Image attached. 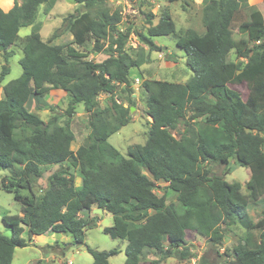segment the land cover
<instances>
[{
  "label": "trees",
  "instance_id": "1",
  "mask_svg": "<svg viewBox=\"0 0 264 264\" xmlns=\"http://www.w3.org/2000/svg\"><path fill=\"white\" fill-rule=\"evenodd\" d=\"M48 1L21 0L9 12L0 7V51L6 62L12 48L20 46V30L33 29L21 45L22 75L4 86L0 100V171L7 172L0 189L13 190L23 207L22 215L3 217L11 236L0 232V264H12L17 248L31 246L25 233L30 238L69 235L72 242L65 247L84 246L92 264H110L118 249L97 251L86 243L87 230L98 227L97 217L86 215L93 207L113 216V225L103 233L126 242L124 264H140L145 251L158 254L161 261H184L189 233H200L218 250L236 225L247 232L259 230V235L255 243L252 235L240 239L231 255L224 254L223 264H264V210L257 221L248 211L264 197L262 12L248 0H208L202 9L204 31L189 28L176 39L192 75L184 83L143 81L152 122L146 142L130 146L123 155L109 142L132 122L131 107L115 98L117 89L132 86L130 70L140 69L152 53L163 50L154 39L176 36V23L163 10L157 24L156 15L147 16L146 33L131 28L121 32L122 16L107 8V0H72L87 11L64 18L63 26L44 41L36 22ZM65 32L72 42L56 45ZM132 34L147 47L146 56L129 52ZM88 44L92 49L86 52L74 47ZM92 54L107 57L95 62ZM167 60L175 58L168 55ZM216 69H224L229 84H246L247 98L223 84ZM9 73L6 64L0 83ZM56 90L69 99L64 112L51 108L44 121L27 110L31 96L45 98ZM102 95L110 100L105 107L99 102ZM80 105L89 133L73 150L72 122ZM180 126L183 132L177 138L173 132ZM231 160L249 170L248 194L213 171L227 169ZM47 167L58 168L36 194ZM158 183L166 184L162 196L155 192ZM170 193L176 202H168Z\"/></svg>",
  "mask_w": 264,
  "mask_h": 264
},
{
  "label": "rangeland",
  "instance_id": "2",
  "mask_svg": "<svg viewBox=\"0 0 264 264\" xmlns=\"http://www.w3.org/2000/svg\"><path fill=\"white\" fill-rule=\"evenodd\" d=\"M17 2L21 3V0ZM107 4V8L111 12L118 11L121 14L122 20L118 25V29L121 32L131 28L134 32L146 33L148 28L146 22L147 16L149 14L156 15L154 23L157 24L161 12L163 10H168L172 19L176 23L178 33L174 37L168 36L155 38L154 40L156 44L163 47V50L152 53L150 55L151 61L144 63L140 69L130 70V78L132 82L131 87L127 88L123 85L117 89L115 95L117 102L124 104L126 107L134 108V110L131 111L132 122L109 139V142L125 155L130 146L136 144L143 145L147 140L149 129L148 122H151V119L146 113V97L142 89L143 81L145 79H156L184 83L192 75V72L186 65L184 52L176 46V39L189 28L195 29L201 33L204 31L202 9L207 3L202 0H107ZM248 4L260 10L264 15V0H248ZM48 5H50V11H47ZM86 11L87 10L84 7L76 4L72 0H49L47 4L41 6L36 22L42 26L40 34L44 38H49L57 29L63 26L64 18L72 14L78 15ZM244 12H247L246 8L244 9ZM32 31V27L23 28L20 32V36L22 38L26 37L30 35ZM234 34L235 38L239 37L237 31H235ZM70 40H72L71 34L65 32L56 42L59 44H68L71 42ZM75 48L81 52H86L92 49V44H88L85 49L76 45ZM127 48L129 52L136 57L139 54H144V56L148 54L147 47L139 42L136 34L131 35ZM12 52L13 54L6 62L3 58V51H0V75L4 65L7 64L10 68L9 75H7L0 83L2 86H6L11 81L18 79L23 72V68L20 64V60L23 56L22 51L18 47H14ZM168 55L173 56L175 60H167ZM93 56L94 58L90 57V59H93L95 62H101L107 57L105 54H93ZM230 59H233V55H231ZM214 74L219 77V80L223 84H226L229 88L236 91L242 99L245 100L247 98L249 91L246 84H229L224 69H216L214 70ZM47 101L50 103L53 102V105L48 104V107L41 108L33 107L34 112H37L44 121H47L51 116V108H55V110L59 112H64L68 106L69 99L66 94L53 91L48 96ZM56 102L59 104L56 105ZM99 102L102 107H105L110 103V100L108 96L102 95ZM33 103L34 102H31V104ZM87 118L88 116L84 110V106L80 105L72 122V129L76 136L72 149H77L85 142L89 133L87 129ZM182 132L183 126H180L173 132V134L179 138ZM57 168L58 167H47L45 169V173L35 189L36 194H39L41 190L46 188L48 178L57 170ZM213 171L217 174L223 175L225 180L229 183H239L242 187L243 194L249 193L247 182L250 177V172L248 169L239 166L235 160L230 161L227 169H224V167H214ZM6 174L7 172L0 171V186L2 178L6 176ZM165 186V183L157 184L155 192L158 196H162V188ZM23 193L26 194L27 192L23 191ZM168 202H176L175 194L170 193ZM22 209V205L15 200L13 190L0 189L1 233L6 236H11V230L8 229V226L3 221V217L22 215ZM263 210L264 197H262L258 203L251 205L248 211L252 220L257 221ZM92 215L97 216L99 225L96 228L87 230L86 243L97 251H109L112 249H118L120 251V249H122V253L113 257L111 263L123 264L126 259L124 242L113 240L103 233L104 228L113 225V216L98 208L93 209ZM249 235H252V241L254 242L258 238L259 230L247 232L239 225L232 226L225 234L222 247L216 250L200 233H189L187 242L190 251L184 261H178L175 258L161 261L158 254L147 251L142 260V264H223L224 254L231 255L234 246L238 244L239 240L248 237ZM51 236L52 235H44L34 239L33 237L30 238L29 235L25 233L23 237L28 239L29 243H31V241H36L35 245L29 248H17L14 253L12 264H38L39 261H44V259L51 261L50 264H60L59 259L65 260L64 262L72 260L74 261V264L93 263V257L87 252L84 246H70V248L66 250L65 259L59 253H53V251L56 250L51 251V249H49V245L53 246L55 244V241L52 240ZM54 237L56 240L62 242L70 240V237L64 234H56ZM60 247L63 248L64 246L60 244ZM51 256L57 257L58 260L56 262L51 260ZM41 264H45V262Z\"/></svg>",
  "mask_w": 264,
  "mask_h": 264
},
{
  "label": "crops",
  "instance_id": "3",
  "mask_svg": "<svg viewBox=\"0 0 264 264\" xmlns=\"http://www.w3.org/2000/svg\"><path fill=\"white\" fill-rule=\"evenodd\" d=\"M17 1H19V0H0V7L2 8V10L4 11V12H9L12 8H13V6H14V4H15V2H17ZM202 1H204L205 3H207L208 2V0H202ZM40 13V12H39ZM39 16V15H38ZM38 19V18H37ZM22 30V29H21ZM21 30H20V32H21ZM20 32H19V47L18 46H14L15 48L16 47H18L20 50H21V45L24 43V40H25V38L27 37H21L20 36ZM29 36V35H28ZM41 37H42V39L44 40V41H47L48 40V37H46V38H44L42 35H41ZM72 40H73V37H72ZM72 40H70L71 42H72ZM154 42H155V40H154ZM156 43V42H155ZM57 44H59V43H56V45ZM13 47V48H14ZM74 47H75V45H74ZM13 48H12V50H13ZM22 51V50H21ZM23 54V53H22ZM23 57V56H22ZM91 58H94V56H93V54L90 56ZM106 59V58H105ZM188 80V79H187ZM3 88H4V86H2V85H0V100L2 99L1 97H3L4 96V94H3ZM56 93H60V92H62V93H64L63 91H60L59 92V90H56L55 91ZM65 94V93H64ZM134 97H135V95H134ZM47 99H48V96L47 97H45V98H40V97H35V96H31L30 97V99H29V101H28V103H27V105H26V108H27V110L29 111V112H32V113H35V114H37V115H39L37 112H34V110H33V107H35V108H41V107H48L49 105L48 104H52V103H50V102H48L47 101ZM31 102H34L33 104H31ZM59 104V103H58ZM57 104V102H56V105H58ZM53 105V104H52ZM37 110V109H36ZM151 119V118H150ZM151 122H152V119H151ZM123 129V128H122ZM73 150H76V149H73ZM82 184V180L80 179V178H77L76 179V185L77 186H80ZM94 208H96V207H93L92 208V210L89 212V213H87L88 215H90L91 217H97V216H94V215H92V212H93V209ZM86 214V215H87ZM99 222H100V220H99ZM98 225H99V223H98ZM47 235H52L51 236V238H52V240L53 241H55V244L53 245V246H50L49 245V249H51V251L52 250H56V251H53V253H59L60 255H62V257L65 259L66 258V250H68L69 248H70V246L71 245H68L67 247H65L64 245H66V244H70L71 242H72V238L69 236V235H67V236H69L70 237V240L69 241H64V242H62V241H58V240H56L55 239V237H54V235H56V234H52V233H49V234H47ZM57 235H59V234H57ZM64 235H66V234H64ZM34 239H37V237H34ZM35 242L36 241H33V242H31L30 244H31V246H34L35 245ZM123 242V241H122ZM60 244H62L64 247L63 248H61L60 247ZM31 246H29V247H31ZM48 246V245H47ZM29 247H27V248H29ZM72 247H74V246H72ZM42 248V247H41ZM57 248V249H56ZM124 248H126V242H124ZM147 251H145V253H146ZM122 253V249H120V254ZM115 257V256H114ZM113 258V257H112ZM112 258H110V264H112L111 263V261H112ZM51 260H54L55 262L58 260V258L57 257H52L51 256ZM143 260V259H142ZM142 260H141V263L140 264H142ZM65 260H61V259H59V263L60 264H74V261H72V260H70V261H68V262H64ZM43 262H45V264H50V262L51 261H49L48 259H44V261H39V264H41V263H43ZM125 262V261H124ZM89 264V263H88ZM124 264V263H123Z\"/></svg>",
  "mask_w": 264,
  "mask_h": 264
},
{
  "label": "water",
  "instance_id": "4",
  "mask_svg": "<svg viewBox=\"0 0 264 264\" xmlns=\"http://www.w3.org/2000/svg\"><path fill=\"white\" fill-rule=\"evenodd\" d=\"M4 53V52H3ZM134 110V108H131V111H133ZM32 237H33V235H32ZM32 242V241H31ZM75 247H78V245H74Z\"/></svg>",
  "mask_w": 264,
  "mask_h": 264
},
{
  "label": "built area",
  "instance_id": "5",
  "mask_svg": "<svg viewBox=\"0 0 264 264\" xmlns=\"http://www.w3.org/2000/svg\"><path fill=\"white\" fill-rule=\"evenodd\" d=\"M139 81V80H138Z\"/></svg>",
  "mask_w": 264,
  "mask_h": 264
}]
</instances>
